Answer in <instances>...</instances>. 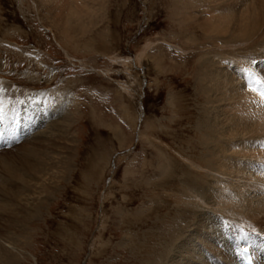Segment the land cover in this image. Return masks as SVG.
I'll return each instance as SVG.
<instances>
[{"label":"rangeland","instance_id":"1","mask_svg":"<svg viewBox=\"0 0 264 264\" xmlns=\"http://www.w3.org/2000/svg\"><path fill=\"white\" fill-rule=\"evenodd\" d=\"M32 1L0 0V83L17 93L9 96L12 108L48 97L52 104L43 115L49 124L58 120L62 103L69 118L59 120L56 129L65 126L64 134L60 141L52 137L48 148L47 167L57 178L47 193L19 194L17 185L0 182V253L15 250V264H150L145 256L158 246V230L188 202L180 194V168L192 169L194 148L198 153L197 72L202 48L210 45L188 22L180 30L178 0H84L89 5L78 15L70 11L72 19L64 20L66 8L56 7L55 26L40 7L53 0L37 2L38 10ZM239 2L232 16L242 10ZM227 24L232 32V21ZM232 36L225 40L228 52L263 51ZM263 68L257 72L262 80ZM30 140L14 142L2 157L36 142ZM162 152L172 160L170 175L161 174ZM61 156L68 161L63 177L55 166ZM259 156L246 165L264 168ZM8 173L0 167V178ZM31 182V188L41 185ZM259 187L254 201L263 196Z\"/></svg>","mask_w":264,"mask_h":264},{"label":"bare ground","instance_id":"2","mask_svg":"<svg viewBox=\"0 0 264 264\" xmlns=\"http://www.w3.org/2000/svg\"><path fill=\"white\" fill-rule=\"evenodd\" d=\"M63 1L53 0L52 6L43 5L41 0H33L32 3L34 2L37 10L40 9L38 4L42 3L40 7L43 6L46 18H50L49 21L54 26L59 22V12L53 14L54 18L51 14L52 11H57L56 7L66 8L63 10L66 13L64 16H67L64 20H68L72 19V16H69L70 11L78 15L89 5L84 0ZM248 1L250 0L241 3L239 0H178L176 5L178 13L175 17L180 24V30L187 29V26L182 24L188 22L210 45L203 44V48L202 45L198 46L202 48V52L199 51L201 55L197 83H200L201 88L198 89L197 98L202 100V105L195 127L200 131L201 139L198 143V153L194 154L196 148L192 151L194 156L191 157H195V165L192 164V169H188L184 164L180 168L185 176H182L185 185L180 189V194L188 202L176 211L174 221H170L168 227L164 226L158 230V246L150 255L145 256L150 260V264H167L172 260L171 264H244L240 257L241 247L248 248L247 251L255 264H264V168L246 165L249 160L264 155V98L260 94V85L256 83L263 77L258 73L261 72L260 68H263L261 62H264V30L259 34V30L264 26V3H261L263 0H260V4ZM238 2L242 10L232 16ZM229 21H232V32L228 30ZM236 34L242 43V39L251 41L248 44L250 49L261 48L263 51H254L253 54L249 50L250 54L242 56V52H238L242 53L239 55L237 52L224 50L229 46L225 40H230L231 36ZM255 39L258 41L252 43ZM253 45L258 47L252 48ZM256 64L260 66L259 69H255ZM16 94L8 85L0 83V167L9 172L6 177L0 178V182L17 185L15 189L19 194L28 189L37 192L38 188L47 193L48 182H52L56 177L47 165L50 162L48 148L53 143L52 137L58 136L56 139L60 141L64 134V128H61L65 126L60 130L57 128L58 131L56 127L59 120L67 122V105L61 104L58 120L49 124L51 119L43 114L45 110H50V98L46 97L37 102L33 101L36 97L30 101L22 100L12 108L9 96L16 97ZM21 103L26 104L24 110L20 108ZM45 122L48 123L49 129H45ZM19 139L21 144L29 139L36 142L23 145L17 154L10 152L2 157L3 150L12 148L14 142L20 141ZM160 158L166 162V168L160 169L161 174L170 175L174 169L171 167L170 171L167 166L173 165L172 160L163 152ZM55 163L53 164L63 177L68 161L61 156ZM55 166H52L53 171ZM36 173H41V176H34ZM36 178L41 185L31 188L34 184L31 181L37 183ZM257 185L263 195L260 201L253 199ZM244 200L245 205L249 202L245 207L241 204ZM257 205L260 206L258 209ZM255 218L261 223L258 227L252 221ZM187 226L189 232L186 230ZM162 237L163 244L160 242ZM2 250L0 264H15L17 252L14 250L6 253ZM174 255H177L176 259L173 258Z\"/></svg>","mask_w":264,"mask_h":264},{"label":"snow or ice","instance_id":"3","mask_svg":"<svg viewBox=\"0 0 264 264\" xmlns=\"http://www.w3.org/2000/svg\"><path fill=\"white\" fill-rule=\"evenodd\" d=\"M242 71H246V70L242 69ZM256 83L260 85V94H261V97L264 98V80L258 79Z\"/></svg>","mask_w":264,"mask_h":264}]
</instances>
